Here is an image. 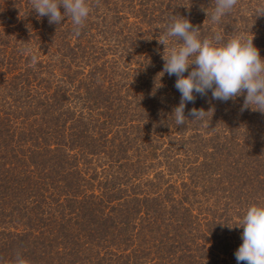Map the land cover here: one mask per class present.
Wrapping results in <instances>:
<instances>
[{
    "label": "trees",
    "instance_id": "16d2710c",
    "mask_svg": "<svg viewBox=\"0 0 264 264\" xmlns=\"http://www.w3.org/2000/svg\"><path fill=\"white\" fill-rule=\"evenodd\" d=\"M87 3L77 37L70 16L0 0V264H238L236 226L264 205V114L194 93L177 126L158 41L178 15L264 59V0L217 23L214 0Z\"/></svg>",
    "mask_w": 264,
    "mask_h": 264
},
{
    "label": "clouds",
    "instance_id": "9594fccd",
    "mask_svg": "<svg viewBox=\"0 0 264 264\" xmlns=\"http://www.w3.org/2000/svg\"><path fill=\"white\" fill-rule=\"evenodd\" d=\"M214 3L210 19L217 23L238 0H214ZM31 4L39 17H48L49 24H59L66 15L70 16L77 37L90 11L87 0H31ZM259 15H264V7L259 9ZM166 29L163 39L158 41L164 45L161 73L176 77L174 86L181 96L171 115L177 126L188 120L185 107L195 102L194 93L206 96L211 91L212 99L221 102L243 95L242 111L250 108L264 114V59L253 44V37L235 35L225 41L216 34L214 38H201L200 28L178 15L170 18ZM169 38H175L176 43L165 51V41ZM24 51L31 55L35 65L37 56L31 49ZM208 112L192 108L188 115L194 117L193 120L203 121ZM236 227L243 229L242 244L235 252L238 264H264V205H249ZM13 264H29V261L17 253Z\"/></svg>",
    "mask_w": 264,
    "mask_h": 264
}]
</instances>
